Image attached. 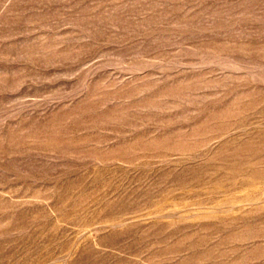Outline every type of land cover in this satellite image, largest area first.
<instances>
[{"label":"rangeland","instance_id":"obj_1","mask_svg":"<svg viewBox=\"0 0 264 264\" xmlns=\"http://www.w3.org/2000/svg\"><path fill=\"white\" fill-rule=\"evenodd\" d=\"M0 264H264V0H0Z\"/></svg>","mask_w":264,"mask_h":264},{"label":"bare ground","instance_id":"obj_2","mask_svg":"<svg viewBox=\"0 0 264 264\" xmlns=\"http://www.w3.org/2000/svg\"><path fill=\"white\" fill-rule=\"evenodd\" d=\"M206 254V253H205ZM200 255V254H199ZM203 255V254H202ZM200 257V259H201V256H199ZM206 257H208V255H206ZM204 259V258H203Z\"/></svg>","mask_w":264,"mask_h":264}]
</instances>
